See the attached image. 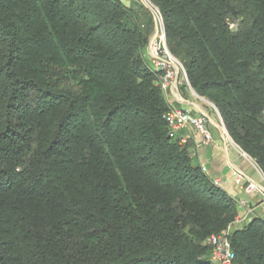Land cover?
I'll use <instances>...</instances> for the list:
<instances>
[{"label":"trees","instance_id":"16d2710c","mask_svg":"<svg viewBox=\"0 0 264 264\" xmlns=\"http://www.w3.org/2000/svg\"><path fill=\"white\" fill-rule=\"evenodd\" d=\"M193 90L264 173V0H151ZM0 0V264H264V221L171 138L143 2Z\"/></svg>","mask_w":264,"mask_h":264},{"label":"crops","instance_id":"0c3cea01","mask_svg":"<svg viewBox=\"0 0 264 264\" xmlns=\"http://www.w3.org/2000/svg\"><path fill=\"white\" fill-rule=\"evenodd\" d=\"M122 1L131 7L139 4V0ZM154 34L147 47L148 56ZM165 95L169 103L207 117L214 138L212 143H202L201 136L193 129L180 131L177 139L189 145L194 162L201 165L212 180L237 201L239 220L235 225L241 226L253 218L264 221V173L250 156L251 160L226 139L218 111L211 102L199 96L181 74ZM250 183L255 186L251 193L244 189Z\"/></svg>","mask_w":264,"mask_h":264},{"label":"built area","instance_id":"2783aa9c","mask_svg":"<svg viewBox=\"0 0 264 264\" xmlns=\"http://www.w3.org/2000/svg\"><path fill=\"white\" fill-rule=\"evenodd\" d=\"M141 2L152 10L156 21V30L150 46L149 59L153 71L158 75L159 85L166 94L181 74L191 87L182 62L170 52L167 46L164 18L160 9L152 3L151 0H141ZM169 104V109L164 113L163 117L168 125V134L171 138H177L180 131L184 129H193L201 136L202 143L210 144L214 141L212 131L208 126V120L205 115L194 113L189 109H183L171 103ZM218 115L226 139L234 144L243 155H248L234 142L226 129L219 112ZM238 181L241 182L239 176ZM244 189L251 193L255 189V186L250 183L246 185ZM242 204L245 205V201H242ZM238 220L237 217L234 224H236ZM230 233L231 226L221 233L211 234L207 237L206 243L211 248V261L213 264H234L236 255L232 247Z\"/></svg>","mask_w":264,"mask_h":264},{"label":"rangeland","instance_id":"374dc122","mask_svg":"<svg viewBox=\"0 0 264 264\" xmlns=\"http://www.w3.org/2000/svg\"><path fill=\"white\" fill-rule=\"evenodd\" d=\"M139 2H141V0H139ZM155 33V32H154ZM245 157H247L248 159L251 160V158L248 155H245Z\"/></svg>","mask_w":264,"mask_h":264}]
</instances>
